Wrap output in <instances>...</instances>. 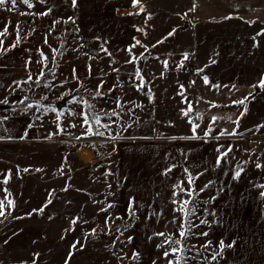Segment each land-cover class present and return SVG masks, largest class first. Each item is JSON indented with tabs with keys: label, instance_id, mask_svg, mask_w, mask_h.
I'll use <instances>...</instances> for the list:
<instances>
[{
	"label": "rangeland",
	"instance_id": "rangeland-1",
	"mask_svg": "<svg viewBox=\"0 0 264 264\" xmlns=\"http://www.w3.org/2000/svg\"><path fill=\"white\" fill-rule=\"evenodd\" d=\"M28 3L31 8L24 0L0 5V64L19 68L23 76L14 93L20 100H32L24 108L2 106L0 118L29 116L37 137L15 143L20 151L34 149L36 166L34 177L31 170L19 176L21 193L33 179L36 188L35 206L20 207L19 226L26 225V230L17 241L26 256L21 253L19 260L214 264L219 259L204 251L216 254L222 248L212 242L208 224L197 215L199 204L188 207L186 226L180 222L177 231L165 233L169 237L140 216L147 201L158 206L170 200L174 185L186 184L188 145H227L264 169V111L261 123L255 124L247 104L251 93L246 85L252 79L208 77L207 84L203 79L220 69L225 46L218 40L234 38L221 30V22L264 18L245 12L253 0H132L139 7L127 37L82 29L76 0ZM254 4L264 8V0ZM121 145L130 149L125 161L130 162L126 171L131 172L126 173L132 194L124 197L119 174L126 173L114 152ZM79 148L91 150L92 163L78 158ZM140 148L148 154L140 157ZM27 210L32 211L25 215ZM6 212L4 224L13 220ZM176 240L180 244L169 243ZM173 248L183 251L165 257Z\"/></svg>",
	"mask_w": 264,
	"mask_h": 264
},
{
	"label": "crops",
	"instance_id": "crops-1",
	"mask_svg": "<svg viewBox=\"0 0 264 264\" xmlns=\"http://www.w3.org/2000/svg\"><path fill=\"white\" fill-rule=\"evenodd\" d=\"M259 1L256 0V3ZM138 7V4H132V0H76V17L81 26L85 25L82 29H90V34L98 35L96 30H103L107 36L123 34V37H127L131 35L133 15ZM244 10L264 16V8L259 4L255 6L254 0L253 4ZM221 25V30H225L234 38L218 40L219 45L225 46V50L220 51L223 56L220 69L211 70L205 73V76L252 79L246 85V89L251 93L247 104L252 110V120L255 119L258 122L254 123L260 124V115L263 116L264 111V88L259 87L261 79H264V18L256 16L251 22L243 18H233L232 21L221 22ZM251 30H255L253 36H250ZM21 76L23 73L18 67L0 64V108L22 101L13 90L15 82L19 81ZM220 85L225 86L223 82H220ZM255 90L257 93L254 95ZM5 100L7 103H2ZM33 127L29 116L11 114L0 118V201L3 202V211H7L13 219L4 224L3 216H0V264H30L28 260H19L21 253L25 256L26 253L19 247L17 238L20 237V231L26 230V225L21 229L19 226L20 207L35 206L36 188L33 179L31 187L21 193L19 176L32 172L34 177V149L26 146V150L20 151L15 143L22 141L21 138L27 143L34 142L37 137ZM129 150V146L121 145L116 146L114 152L118 155V161L122 158L125 173L130 174L131 169L126 171L130 162L125 161ZM141 150L138 149L139 152H142ZM184 152L189 164L188 173L195 178L193 187L197 205L199 204L197 215L208 224L214 244L220 245L223 242L231 245L214 264H264V194L261 191L264 185V169L258 164L250 163L244 151L233 152L227 145H188ZM143 154L146 156L148 152L143 151L139 156L142 157ZM21 157L26 160L20 162ZM237 171H240V177L234 178ZM127 173L125 175L121 170L119 174V190H124L121 193L123 197L132 194L130 176ZM5 180L8 183L5 184ZM181 188L188 190L191 184L187 181L181 187L174 185L170 200L160 202L158 206L152 201H147L140 221L146 219L151 223L152 230L158 229L162 233L177 231L183 219L181 207L189 200V195L181 192ZM61 197L62 194L55 196L53 200L58 201ZM9 201L12 203L9 204ZM46 203L45 200L44 204ZM200 203L208 205L202 206ZM31 211L27 210L25 215Z\"/></svg>",
	"mask_w": 264,
	"mask_h": 264
},
{
	"label": "snow or ice",
	"instance_id": "snow-or-ice-1",
	"mask_svg": "<svg viewBox=\"0 0 264 264\" xmlns=\"http://www.w3.org/2000/svg\"><path fill=\"white\" fill-rule=\"evenodd\" d=\"M5 2H6V0H0V5H3ZM24 2L28 4V7H29V8L32 7V4L28 3V0H24ZM74 2H75V0H74ZM137 2H138V0H137ZM12 3L15 4V0H12ZM45 14H46V13H45ZM171 34H172V33H170V35H171ZM137 43H139V42L137 41ZM45 59H46V58H45ZM185 59H187V55H185ZM213 62H214V61H213ZM74 71H75V70H74ZM201 71H202V70H201ZM203 79H204V81H205L206 84L209 83V80H208V77H207V76H205ZM254 87H255V86H254ZM259 87L264 88V80H262V81L260 82ZM98 94H99V93H98ZM181 94H182V93H181ZM2 103H7V101H6V100H5V101H2ZM237 103H244V101H238ZM190 110H191V107H189V111H190ZM245 110H246V109H245ZM185 115H187V112H185ZM215 119H216V118L213 117V122L215 121ZM85 123H87V118H85ZM97 123H99V121H97ZM237 123H238V121H237ZM88 131H89L90 134H93L90 126H89ZM193 132H195V126L193 127ZM94 134L100 135L101 133H94ZM233 134H234V133H233ZM25 171H27V170H25ZM239 177H240V171H237V172L235 173V177H234V178H239ZM194 179H195L194 177H192L191 175H189V177H188L189 184H191V183L194 181ZM4 183L6 184V183H8V181L5 180ZM180 191H181V192H184V193L187 194V195H192V192H193L192 189H188V190H186V189H183V188H181ZM201 191H203V189H201ZM11 203H12V202L9 201V204H11ZM49 203H50V201H49ZM187 203H188V201H185V202H184L185 205H186ZM109 207H111V205H109ZM104 210H106V209H104ZM181 210H184V209H183V206L181 207ZM40 211H42V209H41ZM4 215H5V212L3 211V202L0 201V216H4ZM202 222H203V221H202ZM159 235H164V234H163V233H160ZM202 235H207V233H202ZM180 236H181V237H184V236H185V232H184V231H181V232H180ZM130 240H131V238H129V241H130ZM5 242L7 243V241H5ZM77 243H79V242H77ZM169 243H175V244L178 245V244H180V240L170 241ZM73 247L75 248L76 245L74 244ZM220 247H221V248L224 247L223 242H221ZM178 251L182 252L183 249L173 248L171 253H169V252L166 251V252L164 253V255H165V257H167V256L170 255V254H171V255H176V253H177ZM133 258H137V254H134ZM213 259H215V257H213ZM154 264H155V262H154ZM169 264H183V262L180 261L179 259H177V260H175V261H170Z\"/></svg>",
	"mask_w": 264,
	"mask_h": 264
},
{
	"label": "trees",
	"instance_id": "trees-1",
	"mask_svg": "<svg viewBox=\"0 0 264 264\" xmlns=\"http://www.w3.org/2000/svg\"><path fill=\"white\" fill-rule=\"evenodd\" d=\"M31 102H32L31 99H24V100H22L20 103H18L16 105L6 106V107H3V108H24V107H26ZM190 189H192L193 192H192V195H189V200H188V203L186 204L187 209H184L183 210V219H182L183 222L182 223H183V226L184 227L186 226L187 217L189 216L188 207H192V205H194L195 203H197L196 193L194 192V187H193V182L191 183V188ZM200 205L207 206L208 203H201ZM163 234H164V235H162L163 237H169L168 234H165V233H163ZM227 250H228L227 248H222L216 254H213V252L207 250V251H204V254L210 256L212 259H213V257H215V259H219V258H221L223 256V254Z\"/></svg>",
	"mask_w": 264,
	"mask_h": 264
},
{
	"label": "bare ground",
	"instance_id": "bare-ground-1",
	"mask_svg": "<svg viewBox=\"0 0 264 264\" xmlns=\"http://www.w3.org/2000/svg\"><path fill=\"white\" fill-rule=\"evenodd\" d=\"M76 155L79 159H81L84 163H92L93 155L90 149L88 148H79L76 151Z\"/></svg>",
	"mask_w": 264,
	"mask_h": 264
},
{
	"label": "water",
	"instance_id": "water-1",
	"mask_svg": "<svg viewBox=\"0 0 264 264\" xmlns=\"http://www.w3.org/2000/svg\"><path fill=\"white\" fill-rule=\"evenodd\" d=\"M256 93H257V90H255L253 94L255 95ZM61 105H62V103H59L57 106L60 107Z\"/></svg>",
	"mask_w": 264,
	"mask_h": 264
}]
</instances>
